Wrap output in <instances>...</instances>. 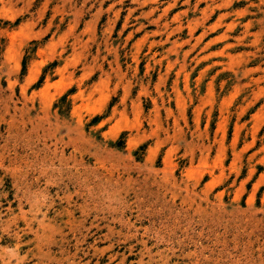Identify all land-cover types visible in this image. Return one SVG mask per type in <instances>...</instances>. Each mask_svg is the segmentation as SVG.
I'll return each instance as SVG.
<instances>
[{"label": "rangeland", "instance_id": "1", "mask_svg": "<svg viewBox=\"0 0 264 264\" xmlns=\"http://www.w3.org/2000/svg\"><path fill=\"white\" fill-rule=\"evenodd\" d=\"M0 264H264V0H0Z\"/></svg>", "mask_w": 264, "mask_h": 264}, {"label": "trees", "instance_id": "2", "mask_svg": "<svg viewBox=\"0 0 264 264\" xmlns=\"http://www.w3.org/2000/svg\"><path fill=\"white\" fill-rule=\"evenodd\" d=\"M26 69V64H25V61H24V67H23V70H25Z\"/></svg>", "mask_w": 264, "mask_h": 264}]
</instances>
